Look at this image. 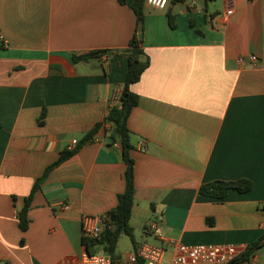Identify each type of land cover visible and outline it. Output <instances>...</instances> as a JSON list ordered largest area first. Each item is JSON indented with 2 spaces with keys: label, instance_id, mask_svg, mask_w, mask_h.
I'll return each mask as SVG.
<instances>
[{
  "label": "crops",
  "instance_id": "0c3cea01",
  "mask_svg": "<svg viewBox=\"0 0 264 264\" xmlns=\"http://www.w3.org/2000/svg\"><path fill=\"white\" fill-rule=\"evenodd\" d=\"M137 29L134 11L119 0H0L3 264H81L84 218L101 220L117 207L127 166L105 124L48 174L32 199L28 230L20 228V212L45 170L119 104L114 94L127 58L76 63L73 56L124 51ZM143 45L150 66L132 86L139 103L128 119L135 243L122 235L128 250L119 252L121 236L115 258L169 242L237 245L242 256L264 235V0L146 5ZM250 55L256 64L238 62ZM242 179L252 181L251 191L231 190L221 200L200 193L205 184ZM152 221L156 233L148 229ZM241 264H264V245Z\"/></svg>",
  "mask_w": 264,
  "mask_h": 264
},
{
  "label": "trees",
  "instance_id": "16d2710c",
  "mask_svg": "<svg viewBox=\"0 0 264 264\" xmlns=\"http://www.w3.org/2000/svg\"><path fill=\"white\" fill-rule=\"evenodd\" d=\"M216 1V0H207ZM122 5L128 6L132 9L136 15L138 26L140 22L145 21V8L147 0H119ZM169 25L172 29L177 27L176 17L172 14H168ZM119 54L127 58L128 60V71L126 74L125 82L121 85L122 93L119 97L118 103L121 106L113 105L108 114L106 115L104 122L97 125L83 140V142L74 150H66L60 153L58 159L49 166L42 177L38 179L34 186L30 196L26 199L25 206L20 212V228L22 231H27L29 227L28 213L31 206L32 199L36 192L41 189V185L47 178L48 174L70 158H72L77 151L86 143L92 142L95 139L96 134L105 125L110 124L112 126L110 131V139L112 143L118 142L122 151V158L126 164V189L123 194L118 197L117 207L108 212L101 218L104 230L99 238L97 239H86L84 238V245L86 246L89 254H95L100 251L115 258L116 249L118 242L122 235H126L130 238L132 243H135L134 229L131 226L132 209L134 206V196L136 192L135 187V161L132 158V150L134 149L131 141V131L128 127V119L133 109L139 103V97L132 91V86L138 83L143 74L150 66V60L146 56L144 45L141 44L137 38V30L130 41L128 48L124 51L112 52V51H93L91 53L83 55H74V62H89L95 58H101L104 55ZM114 124L117 125V133H114ZM253 188V183L250 180L242 179L238 181H222L217 180L201 187L200 193L204 197L214 199H224L228 195L229 191L235 190L239 193H247ZM264 245L263 237L251 245L246 252L240 256L232 264H241L249 260L250 256L259 248Z\"/></svg>",
  "mask_w": 264,
  "mask_h": 264
},
{
  "label": "built area",
  "instance_id": "2783aa9c",
  "mask_svg": "<svg viewBox=\"0 0 264 264\" xmlns=\"http://www.w3.org/2000/svg\"><path fill=\"white\" fill-rule=\"evenodd\" d=\"M171 0H147V5L159 10L167 9ZM0 43L6 44L4 37L0 36ZM241 65L256 64L258 57L250 55L239 57ZM122 93V88L115 90L114 100L118 101ZM74 145L77 141L73 142ZM61 210H69L70 206L59 203ZM158 223L152 221L148 224V229L157 232ZM104 228L102 221L95 217L87 216L83 222V237L86 239H97L102 234ZM169 248L151 245H142L133 253H130L126 261L113 258L112 256L98 252L95 254L84 253L81 264H232L236 261L242 250L237 245H198L185 246L176 242H169ZM168 256V257H167ZM0 264L2 259L0 258Z\"/></svg>",
  "mask_w": 264,
  "mask_h": 264
},
{
  "label": "water",
  "instance_id": "95a60500",
  "mask_svg": "<svg viewBox=\"0 0 264 264\" xmlns=\"http://www.w3.org/2000/svg\"><path fill=\"white\" fill-rule=\"evenodd\" d=\"M137 38L140 41V43L142 44L144 41V22H140L138 29H137ZM121 106V103L118 104V107ZM117 125L114 124V133H117Z\"/></svg>",
  "mask_w": 264,
  "mask_h": 264
},
{
  "label": "rangeland",
  "instance_id": "374dc122",
  "mask_svg": "<svg viewBox=\"0 0 264 264\" xmlns=\"http://www.w3.org/2000/svg\"><path fill=\"white\" fill-rule=\"evenodd\" d=\"M128 246H129V240L126 236H122V242H121V246H120V250L122 252V255L125 256L128 250Z\"/></svg>",
  "mask_w": 264,
  "mask_h": 264
}]
</instances>
